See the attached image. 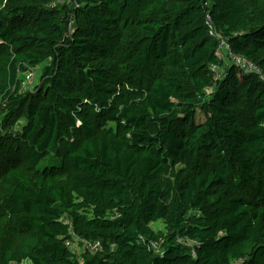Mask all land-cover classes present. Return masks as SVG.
I'll return each mask as SVG.
<instances>
[{
  "label": "trees",
  "instance_id": "1",
  "mask_svg": "<svg viewBox=\"0 0 264 264\" xmlns=\"http://www.w3.org/2000/svg\"><path fill=\"white\" fill-rule=\"evenodd\" d=\"M57 2L0 0V264H264V83L211 33L264 72V0Z\"/></svg>",
  "mask_w": 264,
  "mask_h": 264
},
{
  "label": "built area",
  "instance_id": "2",
  "mask_svg": "<svg viewBox=\"0 0 264 264\" xmlns=\"http://www.w3.org/2000/svg\"><path fill=\"white\" fill-rule=\"evenodd\" d=\"M66 0H58L56 4H54L52 7H56L57 4H63L65 3ZM210 19V18H209ZM212 35L216 36L220 40V48L218 50V55L229 62H232L237 66V68L240 70V72L244 74H255L257 75L260 80L264 83V72L261 70V68L254 64L253 62L237 56L232 53L231 48L229 44L221 38L214 29H212ZM211 70L218 74V69L216 66H212ZM218 78H220V74H218ZM36 79V73H35V68H29L28 71L26 72V79L25 83L28 85H32L35 82ZM24 83V84H25ZM34 87V84H33ZM68 247L74 252H77L78 250V243H74L72 241L67 242ZM83 249L89 251L90 254H95L99 252L102 249V246L99 242H87L83 241L82 242ZM154 248L157 250V247L154 246Z\"/></svg>",
  "mask_w": 264,
  "mask_h": 264
},
{
  "label": "rangeland",
  "instance_id": "3",
  "mask_svg": "<svg viewBox=\"0 0 264 264\" xmlns=\"http://www.w3.org/2000/svg\"><path fill=\"white\" fill-rule=\"evenodd\" d=\"M48 62L42 64L41 66H37V68H35V73H36V81L33 83L34 86L37 84V81L39 80V77H40V71L42 70V68L47 64ZM33 84L30 86L28 85L27 83H25L23 86H24V89L25 90H30L31 88H33ZM0 102H1V97H0ZM3 119V114L0 113V122L1 120ZM26 121H22L19 126L17 127V130L21 131L23 126L25 125ZM53 156H49L47 157L46 159L42 160L41 163L39 164L38 166V169H43L45 168L46 166L50 165L52 163V160H53ZM55 162L57 163L56 159H55ZM153 227V229L157 230V231H163L164 230V225L161 223V222H158V223H153L151 225ZM81 255V254H80ZM21 264H31L29 261H26V262H23Z\"/></svg>",
  "mask_w": 264,
  "mask_h": 264
}]
</instances>
